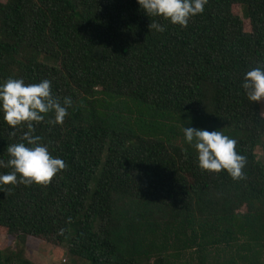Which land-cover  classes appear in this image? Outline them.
Here are the masks:
<instances>
[{
	"label": "trees",
	"instance_id": "trees-1",
	"mask_svg": "<svg viewBox=\"0 0 264 264\" xmlns=\"http://www.w3.org/2000/svg\"><path fill=\"white\" fill-rule=\"evenodd\" d=\"M257 66L264 0H208L187 27L137 0H0V84L48 79L73 101L63 124L50 113L33 133L66 169L46 187H0L15 245L0 264H32L29 237L62 248L65 264H264V118L243 88ZM184 127L235 139L245 179L202 171ZM23 131L0 112V159Z\"/></svg>",
	"mask_w": 264,
	"mask_h": 264
},
{
	"label": "clouds",
	"instance_id": "clouds-1",
	"mask_svg": "<svg viewBox=\"0 0 264 264\" xmlns=\"http://www.w3.org/2000/svg\"><path fill=\"white\" fill-rule=\"evenodd\" d=\"M140 7L150 17H162L173 25L187 27L189 20L203 13L208 0H137ZM149 29L164 32L165 27L152 20ZM243 88L249 102L264 100V66L247 71ZM72 98L53 96L51 81L44 79L39 83H25L23 79L8 78L0 84V112L11 129L26 128L20 141L8 145V159H0V168L11 169L0 174V187L23 184L46 187L57 173L66 169V163L54 157L42 137L34 135L35 125L45 121L48 114L49 125L63 124L72 106ZM185 141L197 152L198 166L202 171L219 174L226 171L234 181L245 179L244 168L247 157L237 152V141L222 131H207L199 128L184 127ZM9 136H16L11 131ZM26 142V143H25ZM64 229L59 230L63 235Z\"/></svg>",
	"mask_w": 264,
	"mask_h": 264
},
{
	"label": "rangeland",
	"instance_id": "rangeland-1",
	"mask_svg": "<svg viewBox=\"0 0 264 264\" xmlns=\"http://www.w3.org/2000/svg\"><path fill=\"white\" fill-rule=\"evenodd\" d=\"M4 1V0H2ZM231 13L242 19V30L249 31L247 20L242 17V11L238 5L231 6ZM260 115L264 118V100L258 103ZM256 158L264 165V156L260 147L255 149ZM14 250L15 245L11 236L5 235L0 230V250ZM23 257L32 264H65L67 258L62 248L51 246L42 240L29 237L26 239Z\"/></svg>",
	"mask_w": 264,
	"mask_h": 264
}]
</instances>
